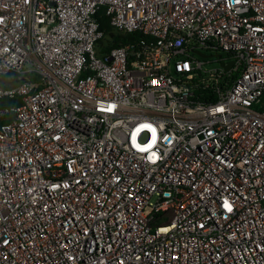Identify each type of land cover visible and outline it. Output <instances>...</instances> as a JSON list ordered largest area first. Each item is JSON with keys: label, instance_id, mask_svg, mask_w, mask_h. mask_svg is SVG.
<instances>
[{"label": "built area", "instance_id": "built-area-1", "mask_svg": "<svg viewBox=\"0 0 264 264\" xmlns=\"http://www.w3.org/2000/svg\"><path fill=\"white\" fill-rule=\"evenodd\" d=\"M4 79L0 264H264V0H0Z\"/></svg>", "mask_w": 264, "mask_h": 264}, {"label": "trees", "instance_id": "trees-1", "mask_svg": "<svg viewBox=\"0 0 264 264\" xmlns=\"http://www.w3.org/2000/svg\"><path fill=\"white\" fill-rule=\"evenodd\" d=\"M95 18L98 21L99 29L104 32L105 36H109L112 38L111 47H117L124 45L129 39H131L133 36H120L113 34L112 28L109 25V20L107 17H105L103 10L99 11ZM18 103V100H11V99H2L0 100V109L3 107H11L13 105H16ZM9 121V119H0V124H3L5 122Z\"/></svg>", "mask_w": 264, "mask_h": 264}, {"label": "rangeland", "instance_id": "rangeland-1", "mask_svg": "<svg viewBox=\"0 0 264 264\" xmlns=\"http://www.w3.org/2000/svg\"><path fill=\"white\" fill-rule=\"evenodd\" d=\"M207 56H211L210 54H208ZM218 64L216 62H212L211 64L207 65L206 68H217ZM6 80H0V87L5 85ZM8 85H10V83H8Z\"/></svg>", "mask_w": 264, "mask_h": 264}, {"label": "water", "instance_id": "water-1", "mask_svg": "<svg viewBox=\"0 0 264 264\" xmlns=\"http://www.w3.org/2000/svg\"><path fill=\"white\" fill-rule=\"evenodd\" d=\"M202 56H203V55H202ZM230 67H231V63L228 64V65H226L224 68H225L226 70H228Z\"/></svg>", "mask_w": 264, "mask_h": 264}]
</instances>
